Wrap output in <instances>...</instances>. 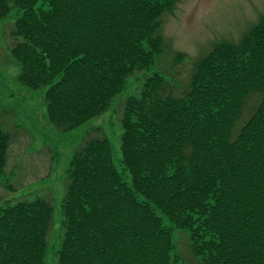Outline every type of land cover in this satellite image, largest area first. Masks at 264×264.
Here are the masks:
<instances>
[{"label": "trees", "instance_id": "1", "mask_svg": "<svg viewBox=\"0 0 264 264\" xmlns=\"http://www.w3.org/2000/svg\"><path fill=\"white\" fill-rule=\"evenodd\" d=\"M175 1L0 0V20L16 11L9 53L18 82L47 87L56 129L81 126L162 55L161 18ZM181 93L154 73L122 102L129 184L106 138L73 152L54 264H171V233L154 208L192 233L203 264H264V14L239 42L200 59ZM253 94L259 102L233 138ZM16 140L0 122V181ZM52 217L42 195L0 206V264H45Z\"/></svg>", "mask_w": 264, "mask_h": 264}, {"label": "rangeland", "instance_id": "2", "mask_svg": "<svg viewBox=\"0 0 264 264\" xmlns=\"http://www.w3.org/2000/svg\"><path fill=\"white\" fill-rule=\"evenodd\" d=\"M16 11L13 9L0 20V122L16 140L8 154L9 176L0 181V206L20 200H32L38 195L50 200L53 217L45 264H54L62 240L61 205L65 195L66 171L74 151L84 142L106 138L112 160L123 181L129 175L120 163L119 138L122 102L136 96L146 77L159 73L174 86L179 97L189 84L193 67L220 43H237L264 14V0H176L161 18L164 49L154 65L137 72L127 81L125 89L112 101L110 108L81 126L62 132L52 126L46 116L47 87L31 91L17 80L20 66L10 53ZM259 102V95L249 96L240 120L234 127L233 138L250 117ZM25 134L21 137L19 133ZM9 178V180H8ZM5 181L12 190L4 188ZM162 224L170 230L171 264H203L195 255L192 233L176 228L154 208Z\"/></svg>", "mask_w": 264, "mask_h": 264}]
</instances>
